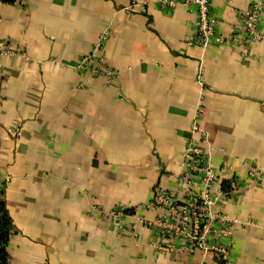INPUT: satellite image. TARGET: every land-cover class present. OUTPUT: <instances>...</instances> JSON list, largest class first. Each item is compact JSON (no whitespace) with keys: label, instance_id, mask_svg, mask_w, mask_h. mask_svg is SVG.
Here are the masks:
<instances>
[{"label":"crops","instance_id":"0c3cea01","mask_svg":"<svg viewBox=\"0 0 264 264\" xmlns=\"http://www.w3.org/2000/svg\"><path fill=\"white\" fill-rule=\"evenodd\" d=\"M254 1L210 0L216 32L230 35ZM196 19L192 7L143 0L0 1L10 264H264V42L188 45ZM101 37L97 66L115 71L110 80L75 68ZM198 107L203 147L224 169L216 186L238 185L214 207L234 221L222 261L166 250L139 220L159 214L142 208L156 188L185 196L179 177ZM112 210L120 226L101 214Z\"/></svg>","mask_w":264,"mask_h":264},{"label":"built area","instance_id":"2783aa9c","mask_svg":"<svg viewBox=\"0 0 264 264\" xmlns=\"http://www.w3.org/2000/svg\"><path fill=\"white\" fill-rule=\"evenodd\" d=\"M143 1H153L160 8L171 9L179 4L194 8L197 14L195 34L187 41L188 45H197L204 49L210 45L231 44L245 48L264 42V30L260 28L264 23V0H256L247 9L239 11L238 28L227 37L216 32L217 21L210 15V0ZM103 40L104 37H101L92 51L77 62L75 68L88 72L91 76L103 75L110 80L116 75L115 71L97 66L101 61L97 52L101 49ZM9 52L0 47V54ZM197 78H200V69ZM199 111L198 107L192 119L191 135L184 150L185 172L179 177L185 196L179 200L166 190L156 188L151 201L142 208L159 209V214L151 222H146L143 217H139V220L155 229L165 239L163 248L166 250L178 247L188 251L197 250L203 254L213 253L222 261L230 244L229 238L234 221L215 211L214 207L221 202L225 194L236 192L238 185L233 178H228L219 188L216 186L224 169L214 167L210 152L203 147L207 135L197 122ZM248 175L258 176L259 172L255 167H251ZM195 177L197 185L193 182ZM138 209L132 214H136ZM101 214L105 218L114 219L118 226L121 225L119 219L121 211L112 210Z\"/></svg>","mask_w":264,"mask_h":264},{"label":"trees","instance_id":"16d2710c","mask_svg":"<svg viewBox=\"0 0 264 264\" xmlns=\"http://www.w3.org/2000/svg\"><path fill=\"white\" fill-rule=\"evenodd\" d=\"M14 2L16 0H0ZM3 188L0 186V264H10L8 251L9 240L12 236L13 225L4 201Z\"/></svg>","mask_w":264,"mask_h":264}]
</instances>
